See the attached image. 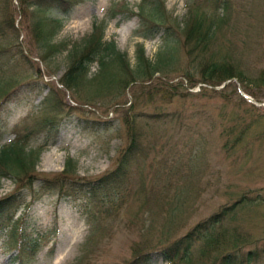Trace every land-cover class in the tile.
<instances>
[{"label":"rangeland","instance_id":"obj_1","mask_svg":"<svg viewBox=\"0 0 264 264\" xmlns=\"http://www.w3.org/2000/svg\"><path fill=\"white\" fill-rule=\"evenodd\" d=\"M25 1L29 3L28 11H32L34 0ZM147 3L151 7L155 0ZM190 3L203 6L207 12L215 6L213 0H164V8L182 26ZM139 4L140 0H83L63 15L62 27L52 40L63 46L47 56L27 36L30 16L20 13V0H0V19L1 14L10 12L11 22L20 32L15 42H21L27 55L24 57L19 47L2 54L0 86L3 79L16 80L13 87L6 86L4 97L26 82L41 89L40 94L32 96L30 92L26 96L21 93L17 100L7 101V107H0V145L13 137L15 126L35 124L38 115L44 114L42 100L48 91L62 106L53 126L38 128L29 141L31 148L42 146L33 173L32 188L37 191L17 186L11 176L0 178V198L20 188L17 196H26L27 202L14 209L11 220L6 221L9 228L0 226V264H18L11 262L17 248L6 244L16 225L23 232L31 230L32 236L42 235L39 248L25 258V264H128L133 258L132 245L141 242L153 254V264H166L157 253V240L165 234L162 231L167 220L173 219L172 226H177L173 237H177L241 196L246 200L223 218L215 232L224 233L222 243L230 242L233 233L238 234L241 249L260 250L261 259L252 264H264V107L248 102L239 93L240 87L257 102H264V84L258 76L264 68V0H228L219 40L207 55L216 52L228 58L231 54L227 60L234 62L244 76L239 84L233 80L223 88L218 87L224 82L215 86L201 82L203 73L198 61L190 62L179 45L183 36L175 23L169 27L172 18L156 27L157 36L143 39L140 34L149 22L132 14ZM216 12L223 11L217 8ZM101 21L104 40L114 41L115 48L126 54L132 65L138 43H144L145 54L155 61L166 47L162 35L172 33L170 43L174 44L175 56L161 76L168 85L178 80L183 85L178 89L165 85L156 94L144 92L136 99V122L147 128L143 132L144 149L128 163L122 176L99 188L115 199L112 206L111 202L101 206L100 212L98 203L91 202L88 188L117 164L118 150L126 141L115 103L125 101L128 105L132 99L129 90H134L136 84L117 96L85 100L89 94L98 95L85 88L72 93L58 81L70 63V54ZM13 33L10 29L0 33V44ZM96 70L93 63L90 73ZM189 77L196 82L194 88L187 86ZM22 89L27 92V85ZM47 105L51 109L49 102ZM67 159L72 160L74 169L63 183L52 181L64 173ZM44 181L53 184L54 189L40 190ZM101 196L97 193L94 199ZM89 208L97 216L92 225ZM205 245L206 240L196 241L190 250L192 262L180 264H204L206 259L199 256V251Z\"/></svg>","mask_w":264,"mask_h":264},{"label":"trees","instance_id":"obj_2","mask_svg":"<svg viewBox=\"0 0 264 264\" xmlns=\"http://www.w3.org/2000/svg\"><path fill=\"white\" fill-rule=\"evenodd\" d=\"M82 0H34L31 5L32 11H28V4L25 0H20L19 11L21 14L30 16V28L27 36L30 35L31 42L37 47L44 50L48 56L49 54L58 51L63 45L53 43L52 40L62 26V17L67 15L73 9V7ZM145 0H142L138 15L143 19H147L156 25H162L167 19V16H171L164 8V1L158 0L154 7H147L144 4ZM215 3L214 10L212 12L204 9L203 6H194V3L189 5V13L184 18L182 26H179L177 19L172 18V23H175L176 29L179 30L183 36L180 42L185 49L189 57L190 62L198 61L197 66H200V70L203 73L201 82L210 85H218L219 83L232 78H240L244 76V72L234 62L227 59L232 58L231 54L227 58L221 56L216 52H207L215 42L219 40L218 34L221 32V23H224L227 16L228 0H213ZM217 8H221L223 11L221 14L216 12ZM10 12L8 10L3 14V18L0 20V33L5 34L9 29L14 32L11 38L6 39L4 43L0 44V58L1 55L11 47H19L20 43L15 42V38L19 35L18 28L11 22L9 17ZM53 14L57 16H53ZM157 20V22H156ZM169 27H172L170 25ZM220 35V34H219ZM171 34L165 35L166 41L165 49H161L158 52V58L155 61L149 59L144 51L142 44H138L135 51V62L132 65L126 54L120 53L116 50L114 41L104 40V26L103 22H99L93 25L91 33L84 38L79 48H75L70 54V63L60 79V83L65 89L70 90L72 93L74 89L85 88L92 91L98 96H92L89 94V98L94 100L97 97L103 99L108 98L111 94H123L129 85L136 84V88L129 90L132 95V99H129L128 105L126 102H117V107L114 109L116 114L122 117L125 128V145L118 150V159H116V166L113 169L107 170L100 178L95 181V186H89L88 192L91 194L92 203H98V209L101 212V206L105 207V204L111 202L113 205L114 198H109L108 194L100 191L99 188L106 187L113 179L122 176L128 163L134 159V156L139 155L143 151L142 140L145 137L143 132L146 126L137 124L135 118L134 109L136 108V99L141 97V93H158V88L165 87V85L178 89L183 85L182 80H178L176 83L168 85L162 78V70L166 67V64L173 62L174 56L172 51L174 50V44L170 43ZM44 59V58H43ZM96 62L97 70L90 73L91 65ZM156 73H160L155 76ZM215 73H220L219 78H215ZM91 74V75H90ZM259 80L264 84V68L259 73ZM189 88L195 85L193 77L187 78ZM2 82V81H1ZM16 80H4L3 86H0V100L14 95V100L21 97V93L27 95L30 92L31 96L40 93V87L33 86L27 82V92L23 91L22 86L14 90L12 93H4L8 88L15 85ZM9 85L8 88L6 86ZM24 85V86H25ZM231 84H226V86ZM187 87H184L186 89ZM206 87H201V90ZM115 92V93H114ZM52 92L49 91L47 96L43 100L44 114L38 115V119L35 124H25L21 127H16L13 130L14 137L7 143L0 146V177L11 175L15 178L19 186H30L34 182L35 175L33 174L35 169V163L38 161L42 146L37 148L29 147V141L32 138L34 132L42 127L53 126L52 122L55 116L62 112V106L58 103L57 99H54ZM128 100V99H127ZM2 102L0 107L5 103ZM52 105L48 110V105ZM122 103V104H121ZM49 112H54V115H50ZM1 135V134H0ZM74 169L72 160L67 159L64 173L53 178L52 181L57 183H63L68 177V174ZM74 172V171H73ZM21 182V183H20ZM100 183V185H99ZM40 188L42 190L54 189L53 184L44 181ZM18 188L17 190H19ZM99 189V190H97ZM96 190V192H95ZM62 193L61 191H58ZM102 195L101 199L95 200L96 194ZM17 193H13L7 197L0 199V209L6 207L7 210L14 206H19L23 203L24 197H17ZM246 196H241L239 200L228 205H223L219 210L214 212L206 219L194 224L185 233L180 236L173 237L176 233L177 226L173 227V219H169L166 222L164 230L158 238L159 255L168 262L173 264L175 262L191 263L193 258L190 250L194 243L198 240H206V245L201 247L199 256L205 257L204 264H252L261 259L260 250L257 248L243 250L239 246L241 239L233 233V239L230 242H221V237L224 236L222 232L218 235L215 230L223 222V218L231 213H234L236 207L243 201ZM96 201V202H95ZM98 201V202H97ZM100 203V204H99ZM106 211V210H105ZM98 212V211H97ZM89 222L93 224L94 219L97 218L95 212L92 209H88ZM95 223V222H94ZM231 236V237H232ZM11 237L15 243H17L16 232L13 230ZM32 234L25 235V239L21 241L20 253L24 256L33 255L34 251L38 247L41 237L32 238ZM44 237V236H43ZM165 243V244H162ZM133 258L128 264H153L151 252L148 250L145 243H135L132 245ZM264 251V250H263ZM77 264V263H76Z\"/></svg>","mask_w":264,"mask_h":264}]
</instances>
